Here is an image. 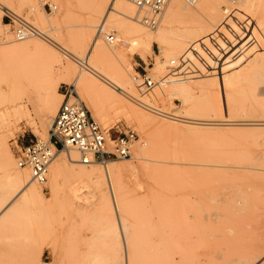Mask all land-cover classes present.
<instances>
[{
  "label": "rangeland",
  "instance_id": "374dc122",
  "mask_svg": "<svg viewBox=\"0 0 264 264\" xmlns=\"http://www.w3.org/2000/svg\"><path fill=\"white\" fill-rule=\"evenodd\" d=\"M43 1L56 11L44 10ZM116 1L123 0L108 2L87 47L72 62L73 72L65 65L64 53L93 0H0V141L5 143L0 155L7 148L16 164L22 145L47 141L62 101L60 89L72 83L102 129L133 130L138 139L131 159L114 161L122 169L114 177L116 208L103 188L79 184L75 167L66 159L68 153L78 158L79 154L57 148L62 154L56 152L46 183L30 185L46 198L58 186L60 196L44 208L17 206L15 197L0 217V264H264V0H214V6L184 24L175 17L161 22L157 28L165 44L176 50L155 43L153 54L133 31L122 33L111 21L110 8ZM132 7L135 17L137 9ZM2 9L23 16L47 38L15 40ZM105 35L114 41L107 42ZM25 41L52 43L61 51L56 52L63 63L54 72L57 97H43L38 75L27 84L17 73L15 67L22 62L38 65L34 54L11 52ZM99 43L106 48L116 44L113 63L132 67L134 106L155 121L144 132L97 93L89 102L103 123L84 101L76 76L85 67L100 87L111 85L106 78L111 71L91 51ZM172 60L180 68L170 70ZM156 62L165 67L162 76L153 73ZM144 72L154 83L148 90L140 79ZM161 77L171 79L163 86ZM17 79L22 89L12 97ZM14 107L23 114L12 116L11 122L3 120L1 115ZM150 108L185 119L184 123L158 116ZM1 159L0 212L13 191ZM54 166L61 170L59 179ZM72 185L77 186L74 194Z\"/></svg>",
  "mask_w": 264,
  "mask_h": 264
},
{
  "label": "bare ground",
  "instance_id": "6f19581e",
  "mask_svg": "<svg viewBox=\"0 0 264 264\" xmlns=\"http://www.w3.org/2000/svg\"><path fill=\"white\" fill-rule=\"evenodd\" d=\"M109 1L110 0H93V2L91 3L90 9H89V14H88L87 18L84 20V22H82L83 24L78 26V27H80V30L76 32V34L73 38L70 50L69 51L67 50L68 53H64V55L66 57L65 65H67L69 71L70 70L73 72L76 71V69H74V67L72 65V62H75V59H78L79 52L84 47H87L88 39H90L92 37V31L96 27V24L98 23V20L100 19V17H102V15L104 14ZM182 1L188 7H192L193 10L188 9L186 6H184L178 0H169L162 7L160 14L155 18V20L157 21L155 27H150L145 23V21H144L145 14L142 11L138 10L135 6L134 7L137 9V15L135 14V17H134L135 11H134V8L132 7L133 5L126 0L116 1V2L111 4L110 13H112V16L110 17V19L116 26H118V28H120V31H122V33H126L127 31H133L136 34L135 38L138 40V42L141 43L143 48L149 54H153V52H154L153 51V44H155V43L162 44L163 46L168 47L167 46L168 43L165 44L164 39H163L162 35L160 34V32L157 28L161 22H163L164 24L166 22V24H167L168 23L167 21L169 19L175 17V18H178V20L180 19L181 21H183V24H184V22L185 23L188 22L187 20L190 19V17L195 18L196 16L203 14L202 12L203 11L205 12L206 9L209 10L210 9L209 6L213 3L214 0H193V1L182 0ZM126 2L129 4H127ZM214 4H212V5L214 6ZM130 5H132V6H130ZM69 6H70V3L66 2L64 9L66 10L67 15H68V11H69ZM2 10H4V9H2ZM55 11H53V12H55ZM6 12H8V10L7 11L4 10L3 14L5 15ZM53 12H51V13H53ZM169 22H170V20H169ZM138 23L142 24L143 26H145L149 29H152L154 32L153 31H146V30L142 29V27H140L138 25ZM183 24H181V25H183ZM102 32L103 31L101 29V33ZM107 36H110V35H105V39ZM31 38L32 39L45 40L47 37L44 33V37H40V38L39 37L38 38L37 37H31ZM27 39H30V38H25L23 40H20L19 42L27 40ZM113 41H114V38H113ZM33 42H29V41L22 42L19 46L13 47L11 52H13V53L17 52L19 55L34 54L36 56V59L38 60V65L32 66L28 62H26V63L22 62V64L20 66H16L15 69H17V73H19L21 78L24 79L27 82V84L33 83L32 80L34 79L35 75H38V77L42 78L43 81L39 82V83H42V94L46 100L48 98H51V97H57L58 93L56 92V89L58 88L59 80L55 78L54 72H55V67L57 65H61L63 63L61 61L62 58L60 60L58 57V54H57L59 49H58V47L52 45V43L50 44V46H40V45L34 44L35 42L34 43ZM116 44H117V42H116ZM116 44L111 45L108 48H106L102 43H99V44L92 46V48H91L93 56L96 59H100V61L103 62L104 64H106L108 66L109 70L111 71V74L106 76V78L111 82L110 88L100 87V85L97 83L98 80L97 81L93 80V78L95 77L93 72H90L88 69H86V67L84 70L79 71V73L77 72L78 75L76 76V82L80 85V87L82 89V92L84 94V101L90 106V108H93L95 117L97 120H99V122L103 123L104 121H103L102 117L100 118V116H101L100 113H98L97 111L94 110L95 108L93 107L92 102H89V96L93 93H97L105 102L110 103L114 108H116V109L120 110V112L124 113L128 119H130L133 123H135L137 125V127L140 131L144 132L145 129L147 130V128H151L154 125L155 121L151 116L144 114L136 106H134V104H136L133 101V99L135 97L130 93V91L132 90L131 81L133 80L132 79L133 78L132 77V73H133L132 67L129 65L120 66V65L113 63V60H111L112 59L111 58L112 52L116 50ZM117 46H118V44H117ZM169 49H174V48H169ZM138 50H139L138 55L140 56V58L144 62H146L147 59L143 55V53L141 52L140 48ZM174 50H176V48ZM109 51H111V54ZM29 58H31V57H29ZM177 58H179V57H177ZM63 69H64V67H63ZM164 69H165V67L162 63L156 62L155 66L152 70H153V73H155L156 76L158 77V76H162V74L165 71ZM163 76H165V75H163ZM18 79H17V81H18ZM170 79H171V77L170 78L169 77H166V78L161 77L159 79V81L164 86ZM35 82L36 81H34V83ZM15 84H16L15 88L11 89L12 91L10 92V95L12 97L17 92V90L22 89L21 82L18 81ZM67 85H73L75 87V91L78 95V98L82 102L76 84L72 83V84H67ZM50 94H51V96H50ZM60 96H61V94H60ZM121 97H123V98H121ZM23 112H24L23 109L14 107L11 112L8 111V112H5V114L1 115V118L5 121L11 122L12 116L19 117L23 114ZM172 116H175V115H172ZM163 117L167 118L169 120L183 122L182 120L177 119V118H170V117H166V116H163ZM185 123H187V122H185ZM202 125H204V124H202ZM206 125H208V124H206ZM51 127H52V124H51ZM165 129H166V127H165ZM174 130H177V129H174ZM195 132H196V130H195ZM137 140L135 141V143L137 142ZM39 141H41V140H39ZM42 142H45V143L49 142L50 143L49 134H48L47 141H42ZM1 144H2V146L5 145V143L3 141H0V145ZM143 146H144V143H143L142 147ZM4 147H6V146H4ZM50 147H51V150L53 152V158L47 167L46 180H47L48 170H49L51 163L57 157L56 156L57 154L58 155L62 154V151L57 152L58 149L54 145L51 144ZM60 150L75 151L76 153L79 154V158L76 155H74V153H73V155H70L68 153L66 156L67 162L75 167V168H73L72 171L74 173V176L80 181L79 184L86 183L88 185H94V187H96V189L103 188L106 191V193H108L109 198L111 200V203L114 205L113 208L114 207L116 208L117 199H116V195L114 192L115 191L114 190V177H116L120 173H122V169L118 166H115L114 161L120 160V159H109V160H106L103 162L95 161V160H89L88 163H85L82 159V155L80 154V152L77 149L72 148V147H65V148L60 149ZM56 152H57V154H56ZM0 158H2L1 159V168L6 173L7 172L9 173L6 176H4L6 179V182H7V186L9 189L13 190L12 193L7 197V199L3 203V207H2L1 212H0V217L6 210L9 209V207L14 202L15 197H19L17 204H16L17 206H21V205H25V206L32 205L33 206V205H35V206H39V207H43V208H44V206H48L58 199V197L60 196V194H59L60 191H59L58 186H56L54 189H52L50 191V197L46 198L43 195L42 191H40L39 189L30 185L31 181L37 183L38 185H43L46 183V180L43 183H38L37 181L33 180L31 172L26 167L24 168V167L19 166L17 156H16V160H15L16 164L14 163V160H13V158H12V156H11V154L7 148H5L4 154L2 156L0 155ZM129 159H131V158H129ZM95 165L98 168H92ZM17 167H19L21 169H26L29 174L24 170L23 171L19 170ZM60 171L61 170L58 168V166L53 167V173H54V176L56 177V179H59V177H60L59 175L61 173ZM64 176H66V175H64ZM76 178L74 181H76ZM72 186L70 188V191L74 194L77 192V189H76L77 186H73V187Z\"/></svg>",
  "mask_w": 264,
  "mask_h": 264
},
{
  "label": "built area",
  "instance_id": "2783aa9c",
  "mask_svg": "<svg viewBox=\"0 0 264 264\" xmlns=\"http://www.w3.org/2000/svg\"><path fill=\"white\" fill-rule=\"evenodd\" d=\"M142 11L145 23L150 27L156 26L155 18L160 14L162 7L169 0H126ZM193 1V0H189ZM42 7L50 13L56 10L49 2L43 1ZM15 40H23L31 37H44V33L35 27L32 22L23 16L13 12H6L4 17ZM106 41L113 42V36H107ZM170 70L180 68L176 61L169 63ZM145 90L151 89L154 85L152 79L146 72L140 75ZM62 97L61 104L53 119L52 127L49 130V141L56 148L63 149L72 147L82 155L85 163L89 160L106 161L109 159H129L132 156V149L137 135L133 130L122 132L120 130L111 133L102 129L90 116L85 105L79 100L73 85H63L60 89ZM152 109L158 116L170 118H182L164 113L158 109ZM37 139L29 140L19 148L17 153L18 164L26 167L32 175V179L38 183L46 180L47 167L53 158L51 144Z\"/></svg>",
  "mask_w": 264,
  "mask_h": 264
}]
</instances>
